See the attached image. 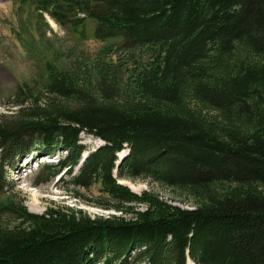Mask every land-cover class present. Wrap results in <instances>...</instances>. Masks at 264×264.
I'll use <instances>...</instances> for the list:
<instances>
[{
    "label": "trees",
    "instance_id": "1",
    "mask_svg": "<svg viewBox=\"0 0 264 264\" xmlns=\"http://www.w3.org/2000/svg\"><path fill=\"white\" fill-rule=\"evenodd\" d=\"M18 1L80 38L134 51L138 66L130 89L120 70L100 66L96 94L49 64L63 101L36 100L0 120L2 164L27 152V138L50 155L64 150L45 163L44 179L68 171L73 187L99 184L114 203L100 205L131 216L70 207L37 214L5 202L19 223H0V264H264V0ZM84 132L105 145L81 164ZM123 178H152L194 208L138 195Z\"/></svg>",
    "mask_w": 264,
    "mask_h": 264
},
{
    "label": "rangeland",
    "instance_id": "2",
    "mask_svg": "<svg viewBox=\"0 0 264 264\" xmlns=\"http://www.w3.org/2000/svg\"><path fill=\"white\" fill-rule=\"evenodd\" d=\"M134 55V51L110 47L109 44L95 39L91 33L86 38H80L68 28L59 25L48 14L44 15V19L38 18L32 4H22L18 0H0V120L17 119L16 116L33 107L36 100L38 105L45 107L52 101H63V97L54 92L48 79L49 64H54L59 71L66 70L76 76L79 87L84 86L90 92L92 89L99 94L96 70L100 66L107 65L113 70H120L123 81L130 83L129 89L134 85V83L131 85L133 80L130 79L131 70L138 66L133 60L130 61ZM137 55L145 62L149 59L148 52ZM107 92L108 95L113 93L111 89ZM107 94L103 93L109 99ZM110 96L116 102L121 101L119 96ZM31 140L33 139H25V151L29 150L36 156L32 163L26 153L20 152L16 157L2 164L3 154L0 153V223L2 225L14 226L19 223L18 217L1 209L5 202L11 201H14L15 205L22 204L28 211L37 214L44 213L50 207H70L82 209L92 217L115 215L129 218L131 216L128 213L102 207L100 204L114 203L101 190L99 184L88 189L73 187L70 184L71 175H68V171L48 180L44 179L47 172L45 163L50 161L43 156L46 152L35 151L36 147ZM80 143L87 147L85 154L104 144L97 136L86 132L80 135ZM126 152L128 147L122 150L121 156ZM55 154V159L51 162L58 161L66 152L58 150ZM119 182L138 195L150 192L160 196L164 201L188 209L194 208L192 200L188 197L152 178H123L119 179ZM132 206L134 210L146 209V206L141 204H132ZM98 264L119 263L102 259Z\"/></svg>",
    "mask_w": 264,
    "mask_h": 264
},
{
    "label": "bare ground",
    "instance_id": "3",
    "mask_svg": "<svg viewBox=\"0 0 264 264\" xmlns=\"http://www.w3.org/2000/svg\"><path fill=\"white\" fill-rule=\"evenodd\" d=\"M34 158H35V156H34ZM37 158H39V156ZM34 160H32V161H34ZM21 171H22V169H21ZM188 262H189V264H193L191 260H188Z\"/></svg>",
    "mask_w": 264,
    "mask_h": 264
}]
</instances>
